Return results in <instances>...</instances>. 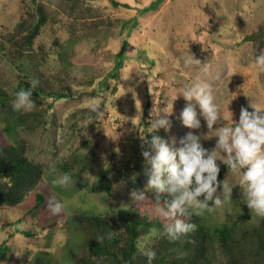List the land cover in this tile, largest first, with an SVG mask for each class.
<instances>
[{"label":"rangeland","instance_id":"1","mask_svg":"<svg viewBox=\"0 0 264 264\" xmlns=\"http://www.w3.org/2000/svg\"><path fill=\"white\" fill-rule=\"evenodd\" d=\"M25 1L32 8L43 2L51 9L59 8L61 2L0 0V86L10 95L11 103L22 74H28L30 84L37 79L30 63L21 67L12 59L7 40V33L25 13ZM117 1L130 6L114 5L110 0H80L89 8L84 15L60 10L56 20L41 29L33 49L38 51L41 44L45 53L43 57L38 53L33 61L39 59L38 69L44 77L68 93L60 98L38 93L33 98L36 108L46 109L41 126H21L0 107V130L15 143L24 140L27 154L44 164L43 179L21 202L0 208V264H38L46 257L72 264L84 239L83 230L71 218L73 213L119 214L142 203L131 196L134 190L151 192L146 187L150 165L142 155L147 147L142 146V136L150 137V121L156 114L172 111L170 130L161 128L158 134L170 144L175 141L174 147L180 146V138L190 130L179 118L188 101L178 94L172 105V98L185 84L197 77L211 81L222 102V113L230 117L232 110L237 121L242 106L253 110L251 100L264 107V72L254 65L247 33L264 23V0ZM83 19L88 23L83 25ZM93 25L97 34L91 33ZM55 36L58 45L53 43ZM120 49L125 54L123 65L114 78L111 71ZM62 51L70 65L59 60ZM190 52L200 64L185 65ZM93 102L101 105L102 117L73 115L76 108ZM201 121V128L192 131L207 133L202 117ZM216 139L202 138V143L211 149ZM90 152L92 159L82 168V156ZM62 172L72 175L68 186L55 183ZM102 173L111 179L110 193L91 190L92 182ZM225 178L229 184L237 179L229 175L228 166ZM36 192L44 198L37 206ZM242 196L241 186L234 185L226 206L197 216L210 229L222 222L237 226L256 221L261 216L249 209ZM57 204L63 205L58 212ZM152 233L139 243L148 244Z\"/></svg>","mask_w":264,"mask_h":264},{"label":"trees","instance_id":"2","mask_svg":"<svg viewBox=\"0 0 264 264\" xmlns=\"http://www.w3.org/2000/svg\"><path fill=\"white\" fill-rule=\"evenodd\" d=\"M110 1L114 5L130 6L126 2ZM25 5L23 17L15 24L14 30L7 33V40L12 46V59H16L14 61H17L21 67L24 66V62L31 64L32 71L39 80L32 98L38 93L52 95L55 98L65 97L68 93L64 92L62 87L53 85L38 69L39 59H36V62L33 61L38 53L41 57L45 53L41 44L38 45V51L34 50V42L44 25L56 20L60 10L82 16L89 8L83 6L80 0H61L60 7L53 9L43 2H38L35 8L26 1ZM154 5V3L151 4V6ZM83 20V25L88 23L85 19ZM93 27L94 30L92 29L91 33L97 34V27L95 25ZM247 33H249L248 38L255 57L259 52L264 51V23ZM125 42L124 40L122 46ZM53 43L59 44L58 37H54ZM123 50L116 52L118 59L111 71L114 78L117 77L118 70L123 65L125 55ZM63 52L65 51L60 53L59 60L65 66L70 65V59ZM28 86H30L28 74H22L16 91ZM66 88L68 92L71 91L68 85ZM9 100L10 95L4 87L0 86V107L9 113V117L15 116L21 126L29 129L37 128L45 122L44 107L35 108L30 112L16 111L13 110ZM89 111V107H78L73 115L84 117ZM90 154L91 152L82 156L84 162L82 168H87L92 159ZM70 155L75 158V154ZM64 164L68 165L67 159ZM226 166L221 164L218 176L221 181L224 179ZM43 168L42 161L27 154L24 140L15 143L0 130V208L20 203L25 195L43 179ZM111 188V179L105 173L91 184L93 192L110 193ZM146 196L142 203L131 206L119 214L91 211L73 213L71 218L83 230L84 239L76 261L72 264H147V258L139 252L138 246L139 240L152 230L148 245L154 247L157 252L153 264H264V217L249 223L243 222L237 226L222 222L210 229L200 221L197 215H193L191 219L198 225L196 230L180 240L171 241L162 235L167 219L159 212L162 201L156 200L153 192L147 193ZM43 200V195L36 192L35 206L40 205ZM101 235L104 239L97 240L96 238ZM38 264L59 263L55 261V258L46 257Z\"/></svg>","mask_w":264,"mask_h":264},{"label":"clouds","instance_id":"3","mask_svg":"<svg viewBox=\"0 0 264 264\" xmlns=\"http://www.w3.org/2000/svg\"><path fill=\"white\" fill-rule=\"evenodd\" d=\"M186 66L200 64L193 53L184 58ZM255 67L264 72V51L254 58ZM217 74L216 79H219ZM39 81L33 79L30 86L21 87L14 93L12 108L16 111L30 112L37 107L33 97ZM178 94H182L188 103L180 112V120L189 131L180 138V146L174 147L158 134L159 129L170 130L172 112L162 111L150 121L151 135L144 137L142 155L148 168L147 189L155 194V199L162 201L160 214L167 218L162 235L171 241L180 240L197 228L191 219L226 206L232 200V189L239 184L242 188V199L251 211L264 217V107H259L251 100V108L242 106L239 119L222 113V102L216 94L215 85L206 79L197 77L172 98V105ZM198 105V108H197ZM99 103L89 105L87 115L102 117L104 115ZM173 110V108H172ZM201 117L206 122L207 133H197ZM216 137L214 147L206 148L202 138ZM221 162L228 166L229 175L237 177L236 182L229 184L225 179H218ZM72 182L70 172H62L55 177V183L68 186ZM222 190L218 191V189ZM131 196L136 201H144V191L134 190ZM203 196V199H201ZM209 201H214L213 205ZM62 204L55 205V211L62 209ZM102 241L101 235L96 238ZM139 252L147 258V264H153L157 257L154 247L145 242L139 243Z\"/></svg>","mask_w":264,"mask_h":264}]
</instances>
